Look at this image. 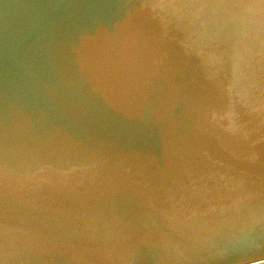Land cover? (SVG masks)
<instances>
[{
  "label": "water",
  "instance_id": "obj_1",
  "mask_svg": "<svg viewBox=\"0 0 264 264\" xmlns=\"http://www.w3.org/2000/svg\"><path fill=\"white\" fill-rule=\"evenodd\" d=\"M0 264H264V0H0Z\"/></svg>",
  "mask_w": 264,
  "mask_h": 264
}]
</instances>
